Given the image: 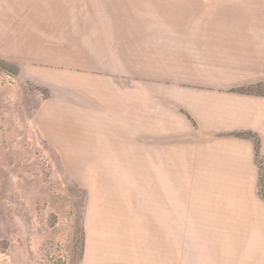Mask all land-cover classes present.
<instances>
[{"label": "crops", "instance_id": "crops-1", "mask_svg": "<svg viewBox=\"0 0 264 264\" xmlns=\"http://www.w3.org/2000/svg\"><path fill=\"white\" fill-rule=\"evenodd\" d=\"M177 1L169 12L180 22L167 26L176 37L148 17H137L142 27H120L112 18L111 40L80 43L64 61L0 54L59 87L34 120L49 142L72 155L67 159L88 161L97 191L113 183L114 166L146 178L148 162L172 167L186 152L201 155L205 176L233 177L246 193L235 204L233 232H178L177 218L127 217L113 211L121 203L96 202L83 218L77 264H264L253 144L232 134L255 133L264 157V96L236 90L264 81V5L252 6L256 24L242 26L237 3L224 0L212 14L205 0ZM146 26L161 39L149 40Z\"/></svg>", "mask_w": 264, "mask_h": 264}, {"label": "rangeland", "instance_id": "rangeland-1", "mask_svg": "<svg viewBox=\"0 0 264 264\" xmlns=\"http://www.w3.org/2000/svg\"><path fill=\"white\" fill-rule=\"evenodd\" d=\"M223 1L205 0L212 14ZM228 1L240 11L236 24L257 23L251 18L252 6L260 0ZM171 3L176 2L0 0V54L34 62L64 61L80 43L111 40L112 18L120 27H142L137 17H148L147 23L176 37L167 27L180 22L169 12ZM146 28L149 40L161 39L154 28ZM27 66L0 57V264H77L85 212L90 215L88 207L100 201L105 206L110 200L121 203L113 211L122 216L177 218L178 232L234 231L235 204L246 193L236 188L233 177L205 176L209 171L203 169L201 155L178 152L172 167L162 169L150 161L147 172L152 175L146 178L127 177L114 166L113 183L97 191L88 161L67 159L72 155L59 151L40 132L36 111L59 87L29 73Z\"/></svg>", "mask_w": 264, "mask_h": 264}, {"label": "trees", "instance_id": "trees-1", "mask_svg": "<svg viewBox=\"0 0 264 264\" xmlns=\"http://www.w3.org/2000/svg\"><path fill=\"white\" fill-rule=\"evenodd\" d=\"M236 90L244 92V93H251V94L264 96V81L248 84V85L239 87ZM234 134H236L237 136L249 138L252 141L253 159L258 169L257 193L264 200V188H263L264 186V157L260 153L259 139L255 133L251 131H247V130L237 131V132H234Z\"/></svg>", "mask_w": 264, "mask_h": 264}]
</instances>
